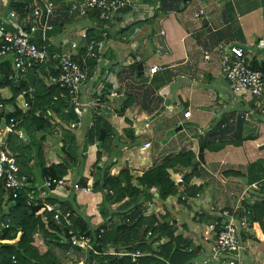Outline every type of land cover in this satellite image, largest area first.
Segmentation results:
<instances>
[{
	"label": "crops",
	"instance_id": "0c3cea01",
	"mask_svg": "<svg viewBox=\"0 0 264 264\" xmlns=\"http://www.w3.org/2000/svg\"><path fill=\"white\" fill-rule=\"evenodd\" d=\"M25 1L0 0V27L6 25V18L11 12L21 11L22 3ZM53 1L56 5V12L50 20L53 30L48 33L47 40V48L51 56L70 53L76 60H82L85 55L86 40L81 35L92 31L93 36L103 37L104 49L100 58L96 60L97 62L90 61L88 65V71L91 67L97 77L92 78L89 74L90 78H87L81 88L80 99L87 107L86 113L91 117L97 106L94 101L97 99L99 91H102L101 94L106 96L108 102L105 106H111L110 110L106 109V113L117 132L116 151L112 163H110L111 175L118 176L123 170L128 169L133 176L140 177L146 171L164 164L168 158L177 154L193 151L197 158L199 156V137L198 139L196 137L195 143H191L185 148H183V144L179 146L180 144L175 142L165 143L155 148L154 141L156 137L163 138L164 134L162 132L155 133L147 116L143 115L140 118L137 114H134L133 117L137 116L135 120L127 114L130 110H126L124 113L122 111L123 104L129 102L132 104L130 109L141 108L143 112L147 111L154 114L160 112V108L166 106V103L169 102L166 109L170 112L169 108H172L173 113H177L175 118L170 120L172 127L177 125L197 127L200 125L199 123H206L202 125L203 127L199 126L201 135L205 131L212 130V139L216 138V141L226 140L230 144L219 152L204 151L205 162L199 167L197 176L189 184L180 186L182 202L179 201V196H176L170 197L165 203L168 208L169 221L177 229L176 236L192 242V247L188 250L190 252L195 251L196 258H194L192 264H229V261H234L235 264H264V242L253 240L251 236L254 235V231L251 229L247 235H242V250L238 255L223 257L219 260L213 259L210 252V243L205 240L206 235L212 236L209 227L222 222L219 212L232 209L247 188L251 195L247 203L254 204L256 201H264V166L258 164V161L264 155V149L262 148L264 146V120L246 121L241 118L243 116V113H241L240 120L245 122L241 129V136L245 137L242 142L228 138L232 136L231 130H227V134L225 132L224 139L220 136L223 133L218 132L216 134L213 121H217L218 118L220 121H223L224 118L226 120V113L232 109V106L241 109L247 108V102L250 101V98L234 94L232 101H226L223 99L225 89H221L218 85L215 87L217 91L213 93V84L215 79L219 78L215 76L216 68L220 66L219 58L214 54L212 61L207 63L203 57V51H214L220 44H225L240 46L248 52H253V54H248L249 56L263 61L264 8L262 0H218L213 3L215 10L211 14L204 9L207 12L205 21H208V26H205L204 21L203 28L196 30L200 36L204 34L202 36L204 40L201 42L204 45H200L201 48L199 47L198 50L195 46H198L199 42L189 41L187 44L189 38H193V34L190 32L188 24L185 23V15L180 14L177 10L178 6L173 8V12H166L162 8H158L160 11L157 12L152 9V6L139 3L141 0H131L132 7L127 8V11L117 16L113 22L99 24L96 17L93 16L89 18L70 16L68 8L71 0ZM143 1L147 2L148 0ZM201 9L203 8L199 10ZM215 12L219 13L220 18L210 19L209 17ZM162 19H164L163 24L160 23ZM166 23H168V27L165 29L164 25ZM133 25L137 26L134 33L129 35L120 34ZM23 26L22 22L13 21L6 27L14 29ZM158 29L160 31L159 35L157 34ZM161 31L165 32V37L160 35ZM34 42L39 46L43 45L40 33L35 35ZM73 43L78 44L77 49L72 47ZM154 43H157L158 46ZM152 45L155 46L154 49ZM254 47L261 51L254 53ZM153 55L157 58V63L148 65L145 69L144 63L146 61L150 62ZM138 57L141 58L140 61L137 60ZM135 62L143 64L144 76L149 79L148 84L152 86L159 85L158 88L154 87L157 94L148 91L150 99L147 100L145 106L140 104L138 102L140 100L135 96L136 93H141L136 89L135 78L137 75L132 70ZM155 64L161 67V71L158 75L150 77L148 70ZM173 70H177L180 77L179 81L171 87L164 88V84L161 82L168 81L172 77L171 71ZM102 73L106 75L104 76ZM13 74L15 72L11 58L0 57V82H7ZM103 76L106 79L105 83L111 79V84L116 81V85L99 84L102 82ZM220 78L227 82L222 76V71ZM113 95H116V97L112 98ZM0 97L9 100L12 97L11 89H0ZM211 102H214L217 108L215 117L210 120L205 109ZM24 104L25 99L20 96L15 105L7 106H14L18 111L25 112ZM105 106L103 107L106 108ZM182 108H186V111L191 110V119H184ZM4 120V116L0 113V127H3ZM173 121L176 122L175 125L172 124ZM90 125H93V118ZM147 125L150 127L146 128ZM130 130L134 132L136 138L141 139L142 144L139 147L128 149L127 145L130 144V140L127 132ZM163 132L166 133L167 131ZM78 134L83 136L82 139H84L85 134L82 132ZM246 141H250L254 147L249 146ZM49 143L51 145L55 144ZM148 143L151 146L144 148L145 144ZM248 147L251 148L247 153L245 149ZM44 150L48 161L47 166L58 165L59 163L56 161L58 160L57 154L53 151L49 152L46 147ZM257 151L260 152L257 153ZM97 152V146L91 147L87 152L88 159L83 175L85 180L79 183L82 190H74L73 178L72 175H69L65 178L64 185L56 188L51 195L63 200L76 198L75 207L68 203V209L65 212L69 211L72 215L79 214L88 218L93 226L119 224L124 221L123 216L117 214L121 204L113 205L110 211L115 215H110L104 220L101 215L103 196L100 193L92 192L93 177L90 176V171L99 172L98 167L108 168V160L111 157L104 155L99 166H97L95 164ZM228 171L237 172L238 174L228 177L222 175ZM169 173L173 181H177L185 172L170 170ZM42 183L43 180L36 187L41 186ZM191 187L197 188L198 197L186 198L184 192ZM154 191L153 201L144 203L142 208L146 211V216L163 215L165 213L159 205V195ZM184 197L186 200L182 199ZM56 206L60 207L59 204H56ZM45 217L44 221L50 223L51 220H48L46 214ZM62 238L65 240V236H62ZM35 240L37 242L35 244L39 246L42 252H45L47 243L44 238L37 235ZM167 242L168 240L164 239L159 244L163 245ZM145 256H150V254H144L142 257Z\"/></svg>",
	"mask_w": 264,
	"mask_h": 264
},
{
	"label": "trees",
	"instance_id": "16d2710c",
	"mask_svg": "<svg viewBox=\"0 0 264 264\" xmlns=\"http://www.w3.org/2000/svg\"><path fill=\"white\" fill-rule=\"evenodd\" d=\"M149 1L155 2L156 0ZM27 2L30 0L23 2L22 6ZM96 19L99 24L111 23L102 22L97 17ZM23 27L9 30L27 32V28ZM136 28V25L130 26L120 34H132ZM91 32L87 34L86 44L103 43L102 36H93ZM84 50L86 52V49ZM93 62L97 61L93 60ZM133 66L136 68L137 62ZM252 67L264 73V60L255 59ZM58 76L57 63L53 61L36 65L20 83L9 79L5 83L0 82V89L10 88L12 91V97L9 100L0 97V103L4 105H15L24 91L31 87L35 89L34 98H27L29 109L25 112H17V117L23 119L19 130L24 131L26 140L20 139L18 135H10L7 140L8 149L17 159L20 175H26L32 181L31 189H35L36 185L47 177L63 180L72 175L73 185L79 184L75 183V176L85 169L88 159L87 152L91 147H98L95 163L97 166L104 155L113 157L116 151L117 132L103 107L108 102L106 96L103 94L100 97L99 105L96 106L95 112L92 111V117L87 113L82 114L81 110L71 105L67 91L50 84L52 79ZM131 106L129 102L123 104L122 111L125 113ZM92 118L93 125L91 126ZM78 123H81V127H71L72 124ZM82 128L85 129L84 139L76 133ZM217 128V126L214 127L216 130ZM48 133L60 135L65 161L58 165L47 166L45 160L44 144ZM127 134L130 140L128 149L139 147L142 144L132 130ZM211 136L212 130H208L199 137V146L205 151L219 152L230 144L226 140L216 141V138L212 139ZM197 161V155L193 151L183 152L168 158L164 164L153 167L140 177L133 176L128 169L123 170L118 176H113L108 168L98 167L99 172L94 176L92 192L103 196L101 215L104 220L110 215H115L110 211L113 205L121 204L117 214L123 216L124 221L110 226H93L91 220L77 213H75L76 216L70 217L69 222L61 217L58 223H54V213H45L48 220L52 221L46 223L43 217L36 215L41 204L33 207L27 205L30 188L23 191L19 199L14 200L7 198L5 183L0 181V224L9 226V229H4L0 233V240L13 242L12 244L0 242V264H63L57 252L66 251L68 253L72 249L62 238L67 229L74 236L91 238L94 247L101 253L105 249L113 248L117 252L150 254V256L139 257L134 261L131 256L96 255L91 252L89 254L91 264H192L196 258L195 251H188L192 247V242L176 236L177 229L169 221L168 208L165 203L170 197L176 196H179V201L182 202L180 186L173 181L169 171L185 172L183 184H189L200 169L195 167ZM237 174V172L228 171L222 175L228 177ZM80 176L83 177V174ZM55 189L56 187L50 191L48 203L59 204L64 211L68 209V203L75 207L76 198L58 199L55 195H51ZM153 190L159 195V205L161 210L165 211L163 215L146 216V211L142 209L144 203L153 201ZM197 193V188L191 187L185 190L184 195L186 198H196ZM245 206L249 211L246 215L249 228L254 231L251 238L257 242H264V201H256L254 204L246 203ZM37 235H41L47 243L45 252H42L35 244ZM164 239L168 242L160 245L159 243ZM80 264H90L89 259Z\"/></svg>",
	"mask_w": 264,
	"mask_h": 264
},
{
	"label": "built area",
	"instance_id": "2783aa9c",
	"mask_svg": "<svg viewBox=\"0 0 264 264\" xmlns=\"http://www.w3.org/2000/svg\"><path fill=\"white\" fill-rule=\"evenodd\" d=\"M132 7L131 0H71L68 13L70 16L79 18H89L91 15L96 16L102 22H113L117 16L127 8ZM56 12V5L53 0H30L21 7L20 12H11L6 18L5 26L0 27V57H10L15 74L10 80L20 83L28 74V72L36 65H42L49 62H56L59 76L52 79L51 85H57L59 88L67 91L70 96L71 105L76 109L81 110L85 114L87 107L80 99L81 88L88 78L89 62L98 60L104 49V44L91 42L85 44V55L82 60H75V57L70 53L63 55L51 56L47 48L48 33L53 30L50 20ZM207 17V12L204 9L199 10L195 14L196 20H202ZM22 23L26 31L8 29L11 22ZM162 19L160 21L163 24ZM162 26V25H161ZM40 33L42 46L34 42V37ZM160 35L165 37V32L161 31ZM82 38L88 39L87 33H83ZM74 49L78 48L77 43H73ZM218 56L221 66L223 78L230 84L233 92L237 96H248L251 100L257 102L249 111L241 118L246 121L264 120V73L259 70H254L252 63L255 60L248 54H253L244 48L237 45L220 44L214 51H203L204 60L209 63L213 59V55ZM141 58H137L140 61ZM161 71V67L157 64L151 66L148 70V75L154 77ZM102 91L97 93L98 97L94 101L98 106ZM35 89L33 87L24 91L21 97L25 99V108L29 109L27 98L33 99ZM116 97L113 95L112 98ZM107 110L111 106H105ZM170 112L174 110L169 108ZM18 110L14 106H7L0 103V113L5 120L3 127H0V181L5 183V192L7 198L17 200L23 191L32 188L31 179L26 175H20L17 159L8 149L7 140L10 135H18L20 139L26 140L23 130H19V126L23 122L22 117H17ZM184 119H191L192 112L188 110L183 113ZM137 119V116H134ZM147 125L146 127H148ZM72 128L81 127V123L72 124ZM3 138V139H2ZM3 140V141H2ZM150 143L145 144L144 148H148ZM178 183L183 182V178L177 180ZM65 179L57 180L53 177L44 179L41 186L31 189L28 194L27 205L33 207L41 204L36 215L45 219V213H54V220L58 223L60 218H64L69 222L72 213L63 211L56 205H51L47 202L50 191L56 187L63 186ZM75 191L81 188L78 184L73 185ZM251 195L247 188L241 195L235 206L232 209L220 211L222 222L220 224L211 225L209 227L212 236L206 235L205 240L210 243V252L215 260L232 255H238L242 250L241 237L250 232L249 222L246 215L249 211L245 204L250 199ZM213 211V210H212ZM4 229H9L8 225L0 224V233ZM151 234H149L150 236ZM67 241V240H66ZM80 247L83 256L76 258L74 262L84 263L89 259V254L94 252L96 255H117L119 257L131 256L135 261L144 254L137 252L131 254L128 252H117L113 248L103 250V253L98 252L94 247L91 238L86 236L72 237V248ZM69 254V252H68ZM229 264H235L234 261H229Z\"/></svg>",
	"mask_w": 264,
	"mask_h": 264
},
{
	"label": "rangeland",
	"instance_id": "374dc122",
	"mask_svg": "<svg viewBox=\"0 0 264 264\" xmlns=\"http://www.w3.org/2000/svg\"><path fill=\"white\" fill-rule=\"evenodd\" d=\"M217 1L218 0H157L155 2H150L148 0L146 2V1L141 0V1H139V3H143V4H147L149 6H152V9L157 11V12L160 11V10H158V8H162V10H164L166 12H173V8L175 6H178L177 10H179L180 14H184L185 15V23L188 24V27L190 28V32H192V34H193V38H189L187 44L189 43V41L190 42H194V41L195 42H199L198 43L199 45L195 46V48L198 50L200 45L201 46L204 45V44L203 45L201 44V42H203V40H204L203 37H202L204 34H202V36H200V35L197 34L196 30L198 28L199 29L203 28L205 18H203L202 20H196L195 14L199 11L200 8L205 9L208 13L211 14L212 11L215 10V5H213V3H216ZM171 9H172V11H170ZM216 11L219 12L218 10H216ZM215 17L220 18L219 17V13L215 12L209 18L210 19L211 18L214 19ZM167 27H168V23H166L164 25L165 29ZM159 32L160 31L158 29L157 30V34L158 35H159ZM154 44L156 46H158L157 43H154ZM152 47L154 49L155 46L152 45ZM253 49H254V53H259V51H261V50H258L257 47H254ZM263 52H264V49H263ZM133 60L135 61V59H133ZM156 61H157V58L154 55L151 56L150 62L146 61V63H144L145 69L148 67V65H152L154 63H157ZM138 65H139V63H137V66ZM137 66H136V68L133 66L132 70L137 75L136 78H135V82L137 83L136 89L141 91V93H136L135 96H136V98L138 100H140L138 102H140V104L145 106V103L147 102V100L150 99V94H149L148 91L157 94V92L154 90V87L158 88L159 85L152 86L151 84H148L149 83V79L146 76H144L145 74L142 75V76L138 75ZM219 67L216 68V72H215V76L219 77V78L215 79V83L213 84L214 87H212V92L214 93V92L217 91V88H215L216 85L220 86L221 89H225V96H223V99L230 102V101L233 100L235 95H234V93L232 91L231 86H229L230 84L228 82H224L220 78V74H221V70L220 69L221 68H219ZM97 70H98V68H97ZM171 73H172V77L168 81H162L161 82L162 84H164V88L168 87V86L171 87V86L175 85L177 81H179L180 77L177 74V70H173V71H171ZM89 74H90V76L92 78L97 77V74L93 72V69L91 67H90ZM89 74H88V78H90ZM102 74H104V76L106 75L105 73H102ZM104 76H103L102 82L99 83V84H102V85L107 84L108 86L116 85V81L113 84H111V82H112L111 79H110L109 82L105 83L106 79H105ZM162 88H161V90H162ZM256 104H257L256 101H254V100L249 101L248 100V102H247V106L248 107L245 108V109H241L239 107L235 108V106H232V109L230 111H227V113H226L227 114L226 120L224 118L223 121H220V119L218 118L217 121H213V124H215V126L218 127L217 130H216V134L218 132L223 133L220 136H221L222 139H224V136H225V132L224 131L231 130L232 131V133H231L232 136H230L228 138H230L233 141H241V142L243 140H245V137L241 136L242 125L245 122L243 120H240V115H241V113H243V115H244L247 111H249ZM162 108L163 107H161L160 110ZM216 108H217V106L215 105V103L211 102V103H209L207 109H205L206 112H207L206 115L209 116L210 120L213 119V117H215ZM129 110H130L132 115L130 114V112H128L127 114L131 118L133 117L134 114H137L140 118H142L141 116L145 115V116L148 117L150 126L155 131V133L162 132L164 134L163 138L161 137L159 139V138L156 137V139L154 141V147L155 148H158L160 145H164L165 143H172V142L179 143L180 144L179 146H181L183 144L182 146H183V148H185L187 145H190L191 143H195L196 137L198 139V137H200L201 134H202L200 132V130H199V126L203 127L202 125L206 124V123H199L200 125L197 126V127L190 126V125H177L175 127H172L171 124H170V120L175 118L177 113H170L168 111V109H165V111H163L160 116L157 115V113L159 111L154 113V114H152V113H149L147 111L143 112V110L141 108H133V109H129ZM185 111H186V108L185 109L182 108V112L184 113ZM135 112H137V113H135ZM221 112H222V110H221ZM175 123L176 122L173 121L172 124L175 125ZM223 125H224V127H226V129L223 128ZM181 126L183 127V130L182 131H177V129L179 127H181ZM149 127H146V128H149ZM163 131H167V132L164 133ZM80 132L85 134V129L82 128L81 130L76 131L77 135ZM51 134H53V133H48L47 141L44 144V148L46 147L47 149H49V152L53 151L54 153H56L57 157H58V160H56V161H58V163L60 164V163H62V161L63 162L65 161V155L62 152V142L60 140V135H56V134L51 135ZM226 134H227V132H226ZM49 142L55 143V144L51 145ZM246 143L249 144V146L254 147V145L252 143H250V141H246ZM234 146H236V145H234ZM244 146H245V144H244ZM251 147L246 148L245 151L248 153V150ZM44 152H45V150H44ZM259 152L260 151H257V153H259ZM112 159H113V157H110L109 160H108L107 166H108L109 170H110V167H111L110 163H112ZM45 160H46V163H48L46 155H45ZM258 164L264 166V155H263V158L260 159V161H258ZM36 167H37V165H36ZM85 169H86V166H85ZM85 169L83 170V172L78 173V175L75 176V180H74V181H76L75 183H80L82 180H85L83 177L80 176V174L84 175ZM96 173H97V171H90V176L93 177L92 187H93V184H94V176L96 175ZM110 173H111V171H110ZM44 179H43V181H44ZM72 182H73V180H72ZM81 190H82V187H81ZM98 214H99V212H98ZM65 241H66V238H65ZM0 242L5 243V244H12L13 243V242H10V241H1V240H0ZM36 244H37V242H36ZM57 255H59V258L61 259L63 264H71L70 261L74 262L76 258H79V257L83 256V252L82 251H76V250H74L72 248L69 251V254L66 251H58ZM70 259H73L74 261L70 260ZM73 264H76V263H73Z\"/></svg>",
	"mask_w": 264,
	"mask_h": 264
},
{
	"label": "water",
	"instance_id": "95a60500",
	"mask_svg": "<svg viewBox=\"0 0 264 264\" xmlns=\"http://www.w3.org/2000/svg\"><path fill=\"white\" fill-rule=\"evenodd\" d=\"M262 5H263V8H264V0H262ZM205 26H208V21H205ZM137 69H138V72H139V76L144 75V66H143V64H139ZM167 106H169V102L166 103V106L163 107L161 109V111L157 113V115L159 116L167 108ZM182 130H183L182 126L177 129V131H182ZM262 148L264 149V146ZM204 151H205L204 148L200 147L198 161H197V163L195 165L196 168H199L205 162ZM72 237H73V234L70 233V231L67 229L65 231V238H66V240H67V242H68V244L70 246H72ZM74 249L77 250V251H81V248L77 247V246H74ZM89 263L90 264L92 263L91 258H89ZM59 264H61V263H59Z\"/></svg>",
	"mask_w": 264,
	"mask_h": 264
},
{
	"label": "clouds",
	"instance_id": "9594fccd",
	"mask_svg": "<svg viewBox=\"0 0 264 264\" xmlns=\"http://www.w3.org/2000/svg\"><path fill=\"white\" fill-rule=\"evenodd\" d=\"M181 178H183V176H181ZM183 180H184V178H183ZM179 186H181V185H183V183H184V181L183 182H181V183H178L177 181H175ZM31 185H32V181H31ZM79 185V184H78ZM37 188V187H36ZM81 188V187H80ZM54 191V190H53ZM197 197H198V195H197ZM183 200H186L185 199V197L184 198H182ZM71 233V232H70Z\"/></svg>",
	"mask_w": 264,
	"mask_h": 264
}]
</instances>
